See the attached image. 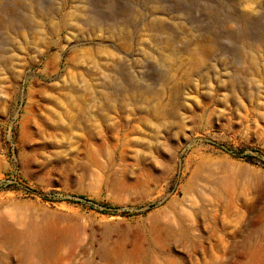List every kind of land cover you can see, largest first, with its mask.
<instances>
[{"label": "rangeland", "instance_id": "1", "mask_svg": "<svg viewBox=\"0 0 264 264\" xmlns=\"http://www.w3.org/2000/svg\"><path fill=\"white\" fill-rule=\"evenodd\" d=\"M0 264H264V0H0Z\"/></svg>", "mask_w": 264, "mask_h": 264}]
</instances>
